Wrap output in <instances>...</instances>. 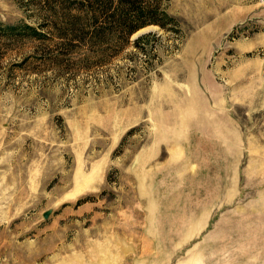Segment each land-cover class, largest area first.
I'll use <instances>...</instances> for the list:
<instances>
[{
	"label": "rangeland",
	"instance_id": "obj_1",
	"mask_svg": "<svg viewBox=\"0 0 264 264\" xmlns=\"http://www.w3.org/2000/svg\"><path fill=\"white\" fill-rule=\"evenodd\" d=\"M80 1L0 0V264H264V0Z\"/></svg>",
	"mask_w": 264,
	"mask_h": 264
},
{
	"label": "trees",
	"instance_id": "obj_2",
	"mask_svg": "<svg viewBox=\"0 0 264 264\" xmlns=\"http://www.w3.org/2000/svg\"><path fill=\"white\" fill-rule=\"evenodd\" d=\"M114 2V0H110ZM117 6H115L114 11L111 14L106 15L104 14L105 7L90 12L87 8L83 7H61V9H73L76 13L64 12L61 16L64 22L63 30L68 33H75V32H84L89 28H93V37H97L104 33L105 27H96V22L100 17L101 14H104V18L108 20V22H113L116 25V28H120L126 37L128 38L133 32H135L140 27H143L147 24H159L160 26L165 25L166 19L170 20V16L167 12L162 11L159 6V2L154 0H141L144 6L139 4V0H116ZM88 2L91 3V0H81L79 4L81 6L83 3L85 4ZM104 5V4H103ZM131 14L133 17H131ZM171 20L174 19L171 17ZM135 23H137L135 25ZM26 27V26H25ZM14 26L8 25L6 29H13ZM30 30H33L35 34H40L36 28L33 27H26ZM143 36V38H145ZM140 42V39L137 40V43Z\"/></svg>",
	"mask_w": 264,
	"mask_h": 264
},
{
	"label": "water",
	"instance_id": "obj_3",
	"mask_svg": "<svg viewBox=\"0 0 264 264\" xmlns=\"http://www.w3.org/2000/svg\"><path fill=\"white\" fill-rule=\"evenodd\" d=\"M45 216H46V217L48 216V213H47V212L45 213Z\"/></svg>",
	"mask_w": 264,
	"mask_h": 264
}]
</instances>
